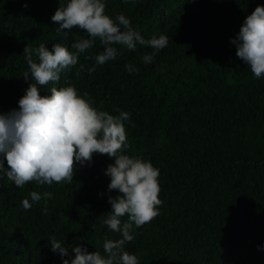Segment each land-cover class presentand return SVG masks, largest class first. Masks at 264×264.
<instances>
[{
    "label": "trees",
    "instance_id": "trees-1",
    "mask_svg": "<svg viewBox=\"0 0 264 264\" xmlns=\"http://www.w3.org/2000/svg\"><path fill=\"white\" fill-rule=\"evenodd\" d=\"M66 3L0 0V114L18 110L32 83L24 78L27 46L51 50L61 43L71 50L75 38H87L78 27L56 31L51 17ZM258 5L264 0H107L105 14H124L145 39L167 36V46L145 64L141 57L152 48L115 45L116 59L89 74L88 57L103 51L97 39L59 81L39 86L42 96L74 86L97 110L130 114L124 154L160 173L158 215L133 226L125 245L139 264H264V79L254 78L231 43ZM126 64L138 71L129 73ZM113 163L96 154L90 164L75 165L71 183L51 186L18 188L4 175L0 264H62L49 247L53 236L69 250L83 245L103 255L105 240L121 238L103 224L109 195H118L108 192L105 175ZM32 191L52 198L25 211L21 201Z\"/></svg>",
    "mask_w": 264,
    "mask_h": 264
},
{
    "label": "clouds",
    "instance_id": "clouds-1",
    "mask_svg": "<svg viewBox=\"0 0 264 264\" xmlns=\"http://www.w3.org/2000/svg\"><path fill=\"white\" fill-rule=\"evenodd\" d=\"M122 2L130 4L135 0ZM106 3L107 0H67L55 12L51 20L58 25L56 31L78 27L86 30L87 38H75L71 50L61 43L53 44L51 50L43 43L35 48L27 46L23 57L29 70L24 78L32 83L18 101V110L0 114V179L6 175L18 188L29 182L39 186L71 183L75 165L90 164L96 154L114 161L105 175L110 178L108 192L116 191L118 195H109L111 211L103 216V224L121 238L105 240L102 255L99 251L89 253L83 245L69 250L53 236L48 240L49 247L60 256L62 264H139L137 255L126 251L125 245L134 239L133 226L140 228L150 222L158 215L161 204L159 169L150 161L123 152L127 148L125 122H130L129 113L116 109L119 115L114 116L97 110L87 94L81 95L74 86L52 87L50 95L40 94L39 86L59 81L60 74L71 71L80 55L93 48L97 39L103 51L88 57L94 60L89 74L96 66L116 59L115 45L129 51H135L137 45L152 48L151 54L141 57L145 64L152 63L154 56L167 46V36L145 39L124 14L115 18L105 14ZM231 43L254 78L264 79V5H258L246 17ZM125 68L129 73L138 71L129 64ZM29 195L30 199L21 201L25 211L42 198L45 202L52 198L51 192L32 191ZM42 211L47 214L46 205ZM125 216L127 221L122 222Z\"/></svg>",
    "mask_w": 264,
    "mask_h": 264
}]
</instances>
